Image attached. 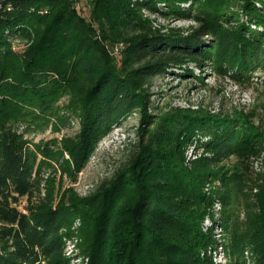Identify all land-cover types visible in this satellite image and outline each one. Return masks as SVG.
I'll use <instances>...</instances> for the list:
<instances>
[{
    "label": "trees",
    "instance_id": "obj_1",
    "mask_svg": "<svg viewBox=\"0 0 264 264\" xmlns=\"http://www.w3.org/2000/svg\"><path fill=\"white\" fill-rule=\"evenodd\" d=\"M90 1L91 20L75 0H4L12 8L0 9V264H70L66 237L77 221L87 264H210L202 251L213 232L203 227L218 198L229 206L219 220L230 234L228 254L236 264H264V171L251 178L247 166L221 165L231 155L264 159V127L231 115L200 108L148 114L137 150L96 190L68 192L58 204L52 194L33 202L37 160L17 125L61 119L62 97L82 119L79 134L65 142L76 178L113 125L146 108L144 88L157 74L188 61H210L242 79L264 68V30L252 28L264 25V0ZM189 1L191 8L181 6ZM144 8L200 26L186 36L159 33ZM120 40L127 46L119 60L106 45ZM197 135L209 137L203 147L212 155L187 163ZM211 179L220 185L208 194ZM235 199L247 209L241 230L232 219Z\"/></svg>",
    "mask_w": 264,
    "mask_h": 264
},
{
    "label": "rangeland",
    "instance_id": "obj_2",
    "mask_svg": "<svg viewBox=\"0 0 264 264\" xmlns=\"http://www.w3.org/2000/svg\"><path fill=\"white\" fill-rule=\"evenodd\" d=\"M78 11L81 15L91 20L92 4L90 0H75ZM161 8L167 9L164 4ZM184 8H191V2L181 3ZM234 10L241 15L242 22L250 24L241 4H237ZM141 13L149 19L150 26L159 33H178L188 35L197 29L199 22L191 18L164 16L159 13L142 9ZM195 13V12H194ZM256 30H264V25L256 26ZM137 32H141L137 30ZM206 39H209L207 36ZM20 49L25 47V41H16ZM107 48L112 56L119 60L127 44L124 40L107 42ZM120 65L121 61L118 62ZM199 66L194 61H188L181 66H171L163 74H157L145 85L144 95L147 100L145 109H137L123 120L113 125L109 133L97 142L91 151L82 171L76 178L71 175V167L67 165L70 154L66 149V141L75 138L82 125V119L69 107L70 98L62 97L56 106L59 107L58 116L50 118L44 123H38L28 127L25 124L17 125L19 132L24 134L30 149L36 156L37 164V186L33 193V202L40 203L48 200L52 194L54 204H58L63 197L77 192L85 196L96 190L105 180L110 179L114 173L124 165L137 150V144L142 139L143 129L148 123V114H162L174 109H205L217 114L231 115L240 118L241 121L253 124L256 128L264 127V68H259L250 73L249 79H242L234 75L232 70L219 71L214 68L210 61H204ZM57 110V109H56ZM58 115V114H57ZM197 137H201L197 140ZM190 141L186 148V162L188 163L196 156L202 154L212 155L206 152L203 142L209 140L208 136H199ZM221 165L227 168L245 169L251 178L256 173L264 171V159L262 156L231 155ZM246 170V169H245ZM220 180L211 179L205 185L209 194L211 191H218ZM69 192L68 196L67 193ZM27 202L22 199V206ZM232 208V217L235 227L239 230L244 228L247 220L246 204L242 199H235ZM209 214L204 220V230L212 229L213 242L202 251V256L209 259L210 264H236L232 255L228 254L226 247L230 238L229 232L219 220L224 221L226 207L220 198L214 199ZM80 221H77L72 229L71 235L66 237V255L70 264H87L86 257L82 250V238L80 235ZM2 223L0 222V229ZM66 232V230H65ZM3 242L0 240V248ZM249 253L247 252V256ZM245 264H254L250 259Z\"/></svg>",
    "mask_w": 264,
    "mask_h": 264
},
{
    "label": "built area",
    "instance_id": "obj_3",
    "mask_svg": "<svg viewBox=\"0 0 264 264\" xmlns=\"http://www.w3.org/2000/svg\"><path fill=\"white\" fill-rule=\"evenodd\" d=\"M4 8H12V6L11 7H3V4H0V9H4Z\"/></svg>",
    "mask_w": 264,
    "mask_h": 264
},
{
    "label": "bare ground",
    "instance_id": "obj_4",
    "mask_svg": "<svg viewBox=\"0 0 264 264\" xmlns=\"http://www.w3.org/2000/svg\"><path fill=\"white\" fill-rule=\"evenodd\" d=\"M0 4H4V0H0Z\"/></svg>",
    "mask_w": 264,
    "mask_h": 264
}]
</instances>
